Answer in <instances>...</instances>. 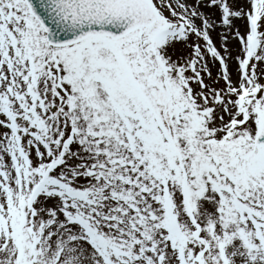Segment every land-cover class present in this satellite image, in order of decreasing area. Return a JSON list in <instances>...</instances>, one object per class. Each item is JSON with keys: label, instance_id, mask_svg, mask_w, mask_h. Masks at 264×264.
Here are the masks:
<instances>
[{"label": "snow or ice", "instance_id": "1", "mask_svg": "<svg viewBox=\"0 0 264 264\" xmlns=\"http://www.w3.org/2000/svg\"><path fill=\"white\" fill-rule=\"evenodd\" d=\"M0 264H264V0H0Z\"/></svg>", "mask_w": 264, "mask_h": 264}]
</instances>
